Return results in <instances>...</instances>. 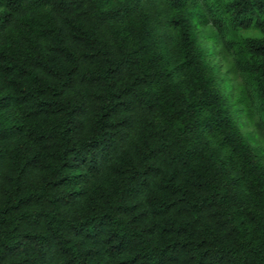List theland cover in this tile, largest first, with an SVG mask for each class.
I'll use <instances>...</instances> for the list:
<instances>
[{
    "label": "trees",
    "instance_id": "16d2710c",
    "mask_svg": "<svg viewBox=\"0 0 264 264\" xmlns=\"http://www.w3.org/2000/svg\"><path fill=\"white\" fill-rule=\"evenodd\" d=\"M241 111L264 145V0H0V264H264Z\"/></svg>",
    "mask_w": 264,
    "mask_h": 264
},
{
    "label": "rangeland",
    "instance_id": "374dc122",
    "mask_svg": "<svg viewBox=\"0 0 264 264\" xmlns=\"http://www.w3.org/2000/svg\"><path fill=\"white\" fill-rule=\"evenodd\" d=\"M213 52L214 55L212 56V61L215 65L220 66L219 78H224L231 86H233L231 91H228V88H225L226 90L224 91L225 95H227L229 99L233 101V99H235V97L238 96L242 90L247 91L249 88L246 86L244 78L240 74L233 72L230 66V57L227 56L223 49L218 47L215 48ZM238 108L243 109L244 107L238 106ZM253 118V121H251L252 119L248 118L245 112H239L238 120L242 125V133L246 136H252L255 139V142L264 148L262 142V133L255 125L257 116L255 115Z\"/></svg>",
    "mask_w": 264,
    "mask_h": 264
}]
</instances>
